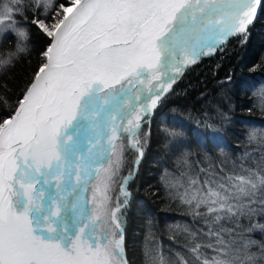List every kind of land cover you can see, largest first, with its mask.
I'll return each mask as SVG.
<instances>
[{
    "label": "snow or ice",
    "instance_id": "1",
    "mask_svg": "<svg viewBox=\"0 0 264 264\" xmlns=\"http://www.w3.org/2000/svg\"><path fill=\"white\" fill-rule=\"evenodd\" d=\"M261 12L264 0H0V44L35 59L19 85L0 75V264H134L153 121L177 111L188 71L247 44ZM256 71L217 81L214 123L178 114L164 130L173 166L145 203L165 197L180 219L165 238L146 213L144 264H264V127L239 96Z\"/></svg>",
    "mask_w": 264,
    "mask_h": 264
},
{
    "label": "trees",
    "instance_id": "2",
    "mask_svg": "<svg viewBox=\"0 0 264 264\" xmlns=\"http://www.w3.org/2000/svg\"><path fill=\"white\" fill-rule=\"evenodd\" d=\"M14 51L15 47L11 39L0 44V61L12 60L10 64L0 65V75L8 80H14L19 85L22 83L29 61L34 63L35 59L34 55L27 57L24 54H20L19 58L10 57L9 53ZM218 65H222V67L217 70ZM252 65L257 66L254 83L246 91H241L239 96L245 107L251 109L254 126L264 127V107L261 106L264 104V96L260 95L261 89H264V12L258 15L251 27L245 46L239 47L237 41L233 39L227 45V51L223 57L217 55L206 58L198 66L188 71L176 85V94L172 97L171 108L177 111L170 112L169 109H164V112H170V115H158L153 121L151 146L133 184V189L139 188L141 195L138 197V206L134 207L130 214L127 228L129 255L134 264H144L141 247L145 233L144 216L146 213L150 212L154 221L152 230L158 236L165 238L168 235L166 224L171 223L173 218L180 219V209L173 208L165 197H162L163 202L148 197V203H145V189L149 185H152L153 188L157 187L161 170L164 167L173 166V162L168 159V152L164 148L170 139L164 130L171 131L173 129L176 120L172 117L178 114H181L184 119H191L195 124L196 121H204L205 113H207V122L214 123L213 105L221 103L214 85L229 70L235 73L234 79L237 81L248 78L249 75H252L248 72V68ZM204 92L212 95L207 99H202L201 93ZM235 135H240L239 128L235 130ZM229 139L234 140V137L230 136Z\"/></svg>",
    "mask_w": 264,
    "mask_h": 264
}]
</instances>
